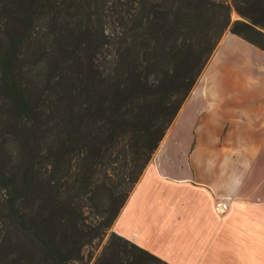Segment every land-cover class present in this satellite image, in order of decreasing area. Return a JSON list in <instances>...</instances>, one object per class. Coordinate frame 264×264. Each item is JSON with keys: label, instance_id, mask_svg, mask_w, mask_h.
<instances>
[{"label": "trees", "instance_id": "obj_1", "mask_svg": "<svg viewBox=\"0 0 264 264\" xmlns=\"http://www.w3.org/2000/svg\"><path fill=\"white\" fill-rule=\"evenodd\" d=\"M232 3L0 0V264H172L109 229L226 28L264 49Z\"/></svg>", "mask_w": 264, "mask_h": 264}, {"label": "crops", "instance_id": "obj_2", "mask_svg": "<svg viewBox=\"0 0 264 264\" xmlns=\"http://www.w3.org/2000/svg\"><path fill=\"white\" fill-rule=\"evenodd\" d=\"M112 227L172 264H264L263 48L224 34Z\"/></svg>", "mask_w": 264, "mask_h": 264}, {"label": "rangeland", "instance_id": "obj_3", "mask_svg": "<svg viewBox=\"0 0 264 264\" xmlns=\"http://www.w3.org/2000/svg\"><path fill=\"white\" fill-rule=\"evenodd\" d=\"M226 1H227V2H230L231 5H232L231 21H234L236 18L241 17V16L239 15V13L237 12V10L234 8V5H233V3H232V0H226ZM111 13H113V8H112V7L108 8V15H107V20H108V24H109V26H110V29H112L113 26H115V25H114V20H113V15H112ZM229 30H230V28L227 27L226 30L224 31L223 35L221 36L220 40L223 38L224 34L227 33V31H229ZM220 40H219V41H220ZM218 44H219V42H218ZM218 44L216 45L214 51L212 52V55L214 54V52H215V50H216ZM212 55H211V56H212ZM211 56H210V58H211ZM210 58H209V59H210ZM209 59H208V61H209ZM208 61H207V62H208ZM206 64H207V63H206ZM191 90H192V89H191ZM174 119H175V118H174ZM171 124H172V123H171ZM166 132H167V131H166ZM165 134H166V133H165ZM164 136H165V135H164ZM162 139H163V138H162ZM162 139H161V141H162ZM161 141H160V143H161ZM159 145H160V144H159ZM158 147H159V146H158ZM195 147H196V146H195L194 143L188 145V147L185 146V148L181 149V153H187L188 155H190ZM174 148H175V147H174ZM175 149H176V148H175ZM155 152H156V151H155ZM155 152H154V153H155ZM114 164H118V161L115 162ZM97 169H98V172L96 173V175H99V166H98ZM117 172H118V171H117ZM108 174L111 175V177H112L113 179H116V178H117V175L115 174V170H114V169H111V168H110L109 171H108ZM84 209H85V216H86V219H87L89 222H97V221H98V218L96 217V216H97V213L95 212V210H94L92 207H90L89 205H85ZM112 229H113V227L111 226V228L109 229V231L112 230ZM108 236H109V232H108L103 238H101V239L96 238V239H94L92 242L88 243V244L85 246V248H84V253L86 254L87 257H86V259H85V263H84V264H93V263H94L96 257L99 255V253L101 252V250H102L104 244L106 243V241H107V239H108Z\"/></svg>", "mask_w": 264, "mask_h": 264}, {"label": "water", "instance_id": "obj_4", "mask_svg": "<svg viewBox=\"0 0 264 264\" xmlns=\"http://www.w3.org/2000/svg\"><path fill=\"white\" fill-rule=\"evenodd\" d=\"M240 15V14H239ZM241 16V15H240Z\"/></svg>", "mask_w": 264, "mask_h": 264}]
</instances>
